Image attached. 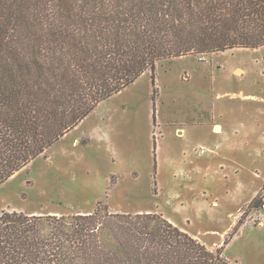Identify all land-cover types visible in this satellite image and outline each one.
<instances>
[{"label":"trees","instance_id":"16d2710c","mask_svg":"<svg viewBox=\"0 0 264 264\" xmlns=\"http://www.w3.org/2000/svg\"><path fill=\"white\" fill-rule=\"evenodd\" d=\"M260 47L264 0H0V185L148 69L153 86L159 61ZM227 243L213 251L159 213L101 201L0 212V264H228Z\"/></svg>","mask_w":264,"mask_h":264},{"label":"rangeland","instance_id":"374dc122","mask_svg":"<svg viewBox=\"0 0 264 264\" xmlns=\"http://www.w3.org/2000/svg\"><path fill=\"white\" fill-rule=\"evenodd\" d=\"M218 128V129H216ZM264 47L159 61L0 185V212L159 213L264 264ZM260 198V199H261ZM239 221V222H238ZM239 226L235 231V224Z\"/></svg>","mask_w":264,"mask_h":264},{"label":"bare ground","instance_id":"6f19581e","mask_svg":"<svg viewBox=\"0 0 264 264\" xmlns=\"http://www.w3.org/2000/svg\"><path fill=\"white\" fill-rule=\"evenodd\" d=\"M216 129H218V128H216Z\"/></svg>","mask_w":264,"mask_h":264}]
</instances>
